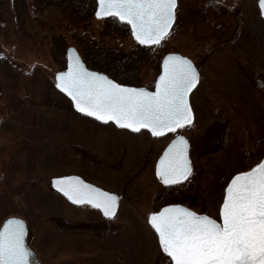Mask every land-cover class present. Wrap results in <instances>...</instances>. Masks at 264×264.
I'll list each match as a JSON object with an SVG mask.
<instances>
[{"label":"rangeland","instance_id":"1","mask_svg":"<svg viewBox=\"0 0 264 264\" xmlns=\"http://www.w3.org/2000/svg\"><path fill=\"white\" fill-rule=\"evenodd\" d=\"M206 1L192 0L191 10ZM97 6V0H0V226L8 216H22L28 223L27 240L41 264H171L148 213L168 203H190L220 221L226 184L264 156V88L257 81L258 76L264 79V57L253 62L248 76L253 87L248 89L234 88L246 77L243 68L238 76L207 73L202 79L191 95L196 121L187 128L196 169L182 184L164 186L151 178L148 162L154 163V147L166 146L170 136L150 143L113 121L78 112L56 87L55 74L67 68V50L75 46L89 68L118 82L154 89L166 54L174 49L194 54L197 36L183 23L189 5L180 11L173 31L152 45L137 41L130 25L117 17L96 16ZM200 14L189 15L198 27ZM250 21L260 38L262 19L257 13ZM194 57L201 66L214 65L200 54ZM224 102L237 103L238 110L231 107L229 117L241 130L239 140L232 137L229 150L218 152L223 142L212 133L216 127L208 132L205 128L208 118L219 116L217 103ZM248 122L254 124L251 135L243 131ZM128 134L144 138L142 146L127 145L130 136L119 137ZM123 156L125 167L119 158ZM103 157L107 165L116 162L123 167L119 179L115 172L106 174L107 186L125 194L118 215L111 219L88 203L72 202L51 182L54 176L74 172L89 175L88 160L104 162ZM127 168L133 169L131 175ZM125 174L131 179L127 184L121 180ZM202 187L208 196L205 206L193 197Z\"/></svg>","mask_w":264,"mask_h":264},{"label":"snow or ice","instance_id":"2","mask_svg":"<svg viewBox=\"0 0 264 264\" xmlns=\"http://www.w3.org/2000/svg\"><path fill=\"white\" fill-rule=\"evenodd\" d=\"M264 10V0H259ZM177 0H98V17H117L131 25L137 41L160 44L175 19ZM2 55V53H0ZM199 81L191 60L175 54L164 60L156 91L119 84L89 71L73 57L58 73L57 87L67 93L82 113L101 121H115L153 135L175 132L190 125L193 112L189 93ZM188 142L178 136L160 158L157 174L165 184L184 180L191 173ZM55 186L77 204L88 203L114 217L119 197L79 177H56ZM222 221L180 205L150 214V223L171 264H264V161L238 172L227 185L220 208ZM24 221L9 219L0 230V264H28Z\"/></svg>","mask_w":264,"mask_h":264},{"label":"flooded vegetation","instance_id":"3","mask_svg":"<svg viewBox=\"0 0 264 264\" xmlns=\"http://www.w3.org/2000/svg\"><path fill=\"white\" fill-rule=\"evenodd\" d=\"M191 1L192 0H177V6L175 9V20L171 27L170 32H172L174 27L179 23V20H180L179 13L182 10V8L186 5H189V6H186V15H185L186 20H183V23L184 24L187 23L189 33L193 31L194 35L198 37V38L193 37L196 41V45H195L196 49L193 50L194 54H191L189 52H184L179 49L178 50L174 49L170 51L169 53H179V54H182L183 56L188 57L194 62V65L197 71L199 72V81L196 87L193 88L192 91L190 92V104H191V108L193 111V120L190 125H193L194 122L196 121L197 108L191 100V95L198 88L202 79L206 77L207 73H212L213 75H216L218 77H223L221 76L222 74L224 75L233 74V75L238 76L236 72H239V69L242 70L243 68L245 70L244 73H246L245 74L246 77L243 76L242 74V76L245 77V79L241 82L238 81L236 84L234 83V88L236 90H241V89H248L250 86L253 87V83H249L248 76L251 74L249 72H251L253 70L252 68H254L253 62H255L257 59H262L264 57V34L260 31H257L259 32L258 34L260 35V38H259V36L256 34L255 27L252 25V22L250 21V16L252 14L256 15L258 13L263 23H264V16L259 6V0H256L255 2L253 1L254 2L252 3L253 5H251V2L249 3V0H207L205 2V5H200L197 3L194 4L195 11L191 10V6H190L192 5ZM256 6L258 9V12L256 10ZM191 12L192 14H195V15L197 13H202L200 14L202 18V23L199 22V27L196 25L197 24L196 22H193L191 19L189 20V15L191 14ZM207 35L212 36V38H207L206 37ZM173 36L177 37V33L173 32ZM256 39L258 41H256ZM217 51L219 52V54L215 53ZM197 54H200L201 58H203L204 60L209 59L210 61H213L214 65L207 66L204 63V65L201 66L200 64H198L197 58L194 57V55H197ZM239 63H242V66L239 65ZM161 71H162V61H161ZM257 81H258L259 86L264 88V79L258 76ZM226 103L227 102L217 103L215 112L217 115H219L218 117L208 118L209 114L207 113L208 121L206 122L207 128H205V131L208 132L210 129H212L211 127H216V129H213L214 131H212V133L217 134L218 139L221 142H223L222 147L218 148L219 150V151L217 150L218 152L220 151L222 152L223 149L225 151L229 150L230 148L229 146L231 145L232 147V144H231L232 137L238 136L237 137L238 140L240 137V130H241L240 123H238L237 120L234 121L233 119H230L229 117V115L231 114L229 113V109L231 107H232V110L233 109L238 110L237 103L232 102L233 106L231 104H226ZM230 121H231V124H230ZM233 121H234V124H232ZM190 125L186 124L182 128L177 129L175 132L169 131L160 136L153 135L151 130L149 129H141L139 132L129 129L131 132L136 134L138 137L144 135L147 138V140L149 139L150 143L154 142V140H158L161 137H165L168 135L170 136L169 138L170 140L168 141L166 146L164 145L161 147L159 146L154 147V151L152 154V157L154 155L156 156L154 163H153L154 159L151 161V163L148 162L149 165H151V169H152L151 178L152 179L155 178L156 181H158V183H161L164 186L165 185L173 186L175 184H182L183 182L187 181L188 179L192 177L193 171L196 169L195 163L193 162L194 156H192L191 154V147H192L191 138H189V136L187 135L188 133L187 128ZM253 127H254V124L251 125L250 122H248L247 124H244L243 131L248 132L247 135H251V130H253ZM141 131H143L142 134L140 133ZM181 134L184 135L188 139V144H189L188 155H189L190 162H191V173L188 175L186 179L182 181H178L174 184H165L161 180L159 175L157 174L158 162L164 150L171 143V141L176 136L181 135ZM136 135H133V134H128L126 136L119 135V137L126 138L130 136L131 137L130 141L127 139L125 140L126 143L128 141L127 145L130 143H137L142 146L141 142L145 141V139L144 138L140 139L136 137ZM133 136L136 138H133ZM111 138L114 139V137H111ZM211 142H214V141H211ZM217 143L218 142H215L209 145L216 146ZM237 148H238V143L235 146V150H237ZM232 151L234 152V148H232ZM113 156L114 158H112V160L110 161H113L115 159V154ZM228 156H233V155L231 154ZM119 158L122 159V163L125 161L124 156L119 157ZM263 158L264 156L262 157V159ZM103 159H104V162L95 161L94 159L88 160L89 169L90 168L92 169V172L89 175L83 172L81 173L74 172V174L82 176L85 180L93 183L94 185L100 187L101 189L116 193V195L119 197V200H118L119 204H118V208H117L116 215H115L117 216L118 212L120 211L122 207V199L124 198L125 194L122 191L120 192L119 190H115V189L110 188V186L109 187L107 186L106 174L115 172L114 174H117V178L118 177L120 178V176L118 175L119 173L122 172L123 167L121 166L120 168L116 164V162L114 163L110 162L111 165L109 164L107 165V163H105L104 157ZM125 163L126 162L123 163L124 167L126 166ZM94 166L96 167L95 169H93ZM141 167H142V162H141V165L137 166V171ZM127 170H129V174L131 175V172L133 171V169L127 168ZM244 170H247V169H244ZM199 173H206V172L201 171L199 169ZM127 174L121 177V180H123L124 184L125 183L127 184L131 181L130 175L129 177H126ZM228 183L226 184L224 188V192L222 194V198L220 202H219V198H216V202L220 203V208L222 206L223 199L226 194V188H227ZM204 188H206V186H204ZM204 188L203 187L200 188L199 193H197L196 191V194L194 193L193 195L194 198L198 199L199 202H202L204 204L203 206H205L208 201L207 192L204 190ZM170 204H177V203L175 202L168 203V204L162 205L161 207L157 209H151L148 213V220H150V214L152 212L154 211L159 212L163 207L170 205ZM184 204L190 209L194 210L195 212H198L201 214H207V211L205 209L199 210L195 208V206L190 205V203H183V205ZM89 205L94 207L96 210H98L99 215L102 216L104 219L113 218V217L105 216L103 214L102 209L96 208L95 206L91 204ZM220 218H222L221 215H220Z\"/></svg>","mask_w":264,"mask_h":264},{"label":"water","instance_id":"4","mask_svg":"<svg viewBox=\"0 0 264 264\" xmlns=\"http://www.w3.org/2000/svg\"><path fill=\"white\" fill-rule=\"evenodd\" d=\"M98 1V0H97ZM97 10H98V6H97ZM96 10V11H97ZM261 11H262V14H263V16H264V10H262L261 9ZM126 22V21H125ZM174 22V21H173ZM173 24V23H172ZM130 25V24H129ZM131 26V25H130ZM170 31V30H169ZM133 33V32H132ZM134 35V34H133ZM134 37H135V35H134ZM172 54H175V55H178V56H182V57H186V56H183L182 54H179V53H168V54H166L165 55V57L163 58V61H162V72H161V74L163 73V71H164V60L169 56V55H172ZM73 57H78L79 59H80V61L83 63V65H84V67L85 68H87L89 71H93V72H99V71H96V70H92V69H89L88 67H87V65H86V63L84 62V60L82 59V57H81V55H80V53H79V51L77 50V48L75 47V46H70L69 48H68V50H67V68L65 69V70H62V71H58L57 73H56V87H57V76H58V73H60V72H65V71H67V69H68V67H69V65H70V63H71V60H72V58ZM186 58H188V57H186ZM189 59V58H188ZM189 60H191V59H189ZM192 61V60H191ZM193 62V61H192ZM193 64H194V62H193ZM99 73H102V74H104V75H106V76H108L109 77V79H112V80H114L113 78H111L109 75H107L106 73H103V72H99ZM160 74V75H161ZM160 75L158 76V79H157V81L159 80V77H160ZM116 81V80H115ZM157 81H156V83H157ZM117 82V81H116ZM117 83H119V84H124V83H120V82H117ZM124 85H127V86H129V87H135V88H147V87H143V86H135V85H129V84H124ZM59 90H61L62 92H63V90L62 89H60L59 87H57ZM149 91H152V92H155L156 91V86H155V89L154 90H151V89H149V88H147ZM65 93V92H64ZM66 95H67V93H65ZM190 94V93H189ZM68 96V95H67ZM69 97V96H68ZM70 99H71V97H69ZM189 98V97H188ZM72 100V99H71ZM72 103H73V106H74V108L77 110V111H79V109H77L76 107H75V102L74 101H72ZM189 103H190V100H189ZM80 112V111H79ZM193 112V111H192ZM82 113V112H81ZM84 114H86V115H88L87 113H84ZM90 116V115H89ZM91 117H93V116H91ZM93 118H96V117H93ZM96 119H98V118H96ZM99 120V119H98ZM193 120V119H192ZM104 122H106V121H104ZM115 122V121H114ZM119 126H122V125H119ZM124 127H126V126H124ZM178 136H183V137H185L184 135H178ZM178 136H176L173 140H172V142L174 141V140H176L177 139V137ZM185 139L187 140V142H188V139L185 137ZM171 142V143H172ZM170 143V144H171ZM169 144V145H170ZM169 145L167 146V148L165 149V151L168 149V147H169ZM188 147H189V144H188ZM165 151L163 152V154L161 155V157L164 155V153H165ZM187 153H188V148H187ZM160 157V158H161ZM188 157H189V155H188ZM189 160H190V158H189ZM159 161H160V159H159ZM261 161H264V158L261 160ZM260 161V162H261ZM158 166H159V162H158ZM236 175V174H235ZM234 175V176H235ZM65 176H67V177H79L82 181H84V182H86V183H88V184H92V185H94L93 183H90L89 181H87V180H85V179H83L81 176H79V175H76V174H67V175H62V176H54L53 178H52V180H51V182H52V185H53V187L55 188V189H57V190H59L56 186H55V184H54V179L56 178V177H65ZM233 176V177H234ZM232 177V178H233ZM180 181H182V180H180ZM230 182H231V180H230ZM229 182V183H230ZM94 186H96V185H94ZM97 188H100V187H98V186H96ZM104 190V189H103ZM60 191V190H59ZM105 191H107V192H110V191H108V190H105ZM63 193V192H62ZM111 193H113V192H111ZM64 194V193H63ZM116 194V193H115ZM65 195V194H64ZM66 196V195H65ZM68 197V196H67ZM69 200H71V199H69ZM72 202H74L73 200H71ZM75 203V202H74ZM118 204H119V202H118ZM178 205H180V204H178ZM168 206H170V205H168ZM180 206H182V207H184V208H188V207H186V206H184V205H180ZM165 207H167V206H165ZM165 207H163V208H165ZM117 208H118V206H117ZM163 208L161 209V210H163ZM188 209H190V208H188ZM160 210V211H161ZM192 210V209H191ZM117 211V210H116ZM192 211H194V210H192ZM13 217H15V218H17V219H20V220H23L24 221V227H25V236H24V243H25V246L27 247V249L29 250V256H28V264H41L40 262H39V259H38V255H37V253L34 251V249L30 246V244H29V242H28V240H27V233H28V223H27V221L22 217V216H19V215H11V216H8V217H6L5 219H4V221L2 222V224H1V226H0V230H2L3 229V227H4V224L9 220V219H11V218H13ZM159 235V234H158Z\"/></svg>","mask_w":264,"mask_h":264}]
</instances>
